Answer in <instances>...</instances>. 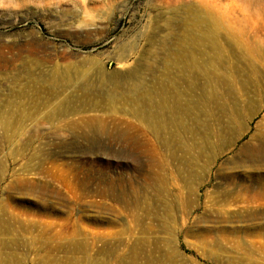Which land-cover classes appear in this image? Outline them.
<instances>
[{
	"label": "rangeland",
	"instance_id": "obj_1",
	"mask_svg": "<svg viewBox=\"0 0 264 264\" xmlns=\"http://www.w3.org/2000/svg\"><path fill=\"white\" fill-rule=\"evenodd\" d=\"M0 264H264V0H0Z\"/></svg>",
	"mask_w": 264,
	"mask_h": 264
},
{
	"label": "bare ground",
	"instance_id": "obj_2",
	"mask_svg": "<svg viewBox=\"0 0 264 264\" xmlns=\"http://www.w3.org/2000/svg\"><path fill=\"white\" fill-rule=\"evenodd\" d=\"M121 85V84H120ZM129 85V86H128ZM122 87H125V85L124 86H122ZM125 88H127V92H125V94H124V96H126L127 94H128V92L129 93H131V92H133L134 94H136L135 96L136 97H138L137 99H139L140 101H143V102H145V97H146V91L143 89V88H141V87H138L137 85H136V83H132V84H128V83H126V87ZM128 90H130V91H128ZM134 94H133V96H134ZM130 95V94H129ZM62 107V106H61ZM149 111V110H148ZM153 111V110H152ZM152 111H150V112H152ZM155 112V111H154ZM153 113V112H152ZM134 115H136V116H138V118H140L142 115L144 116V114L141 112V114H139V113H137L136 114V112H134L133 113ZM148 114H150V113H148ZM145 117V116H144ZM150 119V118H149ZM148 119V120H149ZM91 120V119H90ZM87 121H89L88 119H87ZM91 121H93V120H91ZM150 121V120H149ZM155 130V129H154ZM94 132V131H93Z\"/></svg>",
	"mask_w": 264,
	"mask_h": 264
}]
</instances>
